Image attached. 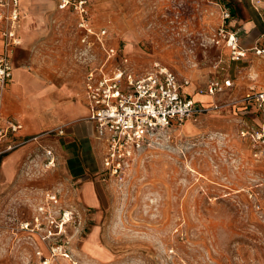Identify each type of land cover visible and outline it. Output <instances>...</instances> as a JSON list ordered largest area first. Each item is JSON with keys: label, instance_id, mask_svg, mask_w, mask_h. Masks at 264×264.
Returning <instances> with one entry per match:
<instances>
[{"label": "rangeland", "instance_id": "374dc122", "mask_svg": "<svg viewBox=\"0 0 264 264\" xmlns=\"http://www.w3.org/2000/svg\"><path fill=\"white\" fill-rule=\"evenodd\" d=\"M87 1L94 29L108 31L109 43L123 50L138 74L160 62L194 88L230 79L235 63L217 45L223 24L217 4L228 7L224 1ZM46 2L56 7L48 16V36L32 57L43 68L54 64L51 54L65 32L69 37L78 30L73 12L59 10L57 0ZM73 46L61 54L58 71L70 64L74 74H85L99 63L97 44L80 40L81 48ZM237 76V88L210 104L218 109L206 104L209 111L197 121L154 143L125 180L103 181L98 210L79 206L57 162L47 166L53 138H43L19 171L0 177V264H39L35 252L43 246L29 240L19 223L32 217L49 189L60 190L62 207L78 215L61 240L69 259L50 264H264V143L252 137L264 134V113H246L243 103L249 86L259 89L264 78L251 69Z\"/></svg>", "mask_w": 264, "mask_h": 264}, {"label": "built area", "instance_id": "2783aa9c", "mask_svg": "<svg viewBox=\"0 0 264 264\" xmlns=\"http://www.w3.org/2000/svg\"><path fill=\"white\" fill-rule=\"evenodd\" d=\"M262 1L251 0V3L258 9ZM21 6V0H0V174L2 159L30 142L28 138H20L24 124L4 112L5 94L13 79L11 57L22 44L20 30L24 17ZM217 6L223 22L218 30L217 45L229 51L232 62L246 59L248 50L241 47L238 32L229 28L231 9ZM89 7L87 0H58L59 10L71 11L77 17L82 43L93 42L101 51L99 63L88 69L84 80L85 97L90 107L88 120L94 124L103 147L101 180L123 181L150 153L154 143L166 138L172 130L197 121L210 108L193 99L188 90L192 86L188 78H179L160 62H155L146 74L134 71L123 50L109 43L108 31L94 29ZM252 52L264 57V48L260 46H255ZM232 85L230 79H214L205 89L194 88V92L215 97ZM243 102L255 105L257 111L264 113V91L252 88ZM212 108L218 109V106ZM59 133L63 134V130ZM252 137L264 143L262 132ZM47 159V166L55 168L56 159L51 150L47 151ZM61 199L60 190L44 191L32 217L19 223V230L26 233L29 240H37L43 246L35 252L39 264H50L57 258L69 259L66 244L61 240L78 215L62 207Z\"/></svg>", "mask_w": 264, "mask_h": 264}, {"label": "crops", "instance_id": "0c3cea01", "mask_svg": "<svg viewBox=\"0 0 264 264\" xmlns=\"http://www.w3.org/2000/svg\"><path fill=\"white\" fill-rule=\"evenodd\" d=\"M223 1L228 4L232 13L229 28L238 32L241 47L249 52V57L234 62V67L229 72L233 85L227 90H232L237 88L238 84L234 78L238 77V73L249 74L251 69V73L257 78H264L262 71L264 62L252 52L255 46L264 48V0L262 7L258 9L251 0ZM21 3L24 17L20 30L22 44L14 50L11 57L13 79L5 94L4 112L6 116L16 118L24 124L25 130L20 138H28L30 142L2 159L0 177L5 174L8 176L12 170L13 173L19 171L25 156L30 151L33 152L43 138L52 136L51 151L57 164L66 174V185L73 186L71 189L79 206L87 210H98L103 204L100 195L104 191L101 180L103 166L100 163V158L103 161V147L99 140L94 139L95 127L88 120L90 107L84 90V80L88 70L85 74L81 71L76 75L70 70V64H66L65 68H62L63 71L57 69V62L62 53L66 54V50L73 44L81 48L82 32L77 28V34L69 37L65 32L62 45L56 46L54 54H51L54 64H49L47 68L40 67L35 61L37 59L32 57L48 36V16L52 15L50 12H53L56 6H51L46 0H21ZM52 32L54 31H50V36H53ZM50 43L53 41L50 40ZM1 46L0 37V48ZM226 51L230 56L229 51L227 49ZM244 84L249 86L248 81ZM256 85L259 89L249 86L243 100L252 88L256 91H264V86L259 82ZM190 92L198 104L216 106L210 105L215 104V97L207 101L201 98L199 93L194 92L193 86ZM244 105H246L244 109L246 113L257 111L253 104ZM60 130H63V134L59 133ZM52 132L53 134L48 135Z\"/></svg>", "mask_w": 264, "mask_h": 264}, {"label": "bare ground", "instance_id": "6f19581e", "mask_svg": "<svg viewBox=\"0 0 264 264\" xmlns=\"http://www.w3.org/2000/svg\"><path fill=\"white\" fill-rule=\"evenodd\" d=\"M198 96H200V95H198ZM201 96H207V97H212V96H210V95H201Z\"/></svg>", "mask_w": 264, "mask_h": 264}]
</instances>
